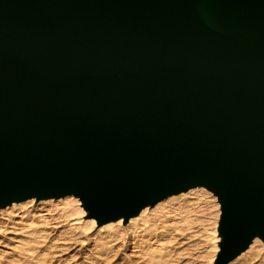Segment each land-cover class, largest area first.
Returning <instances> with one entry per match:
<instances>
[{"label":"water","instance_id":"95a60500","mask_svg":"<svg viewBox=\"0 0 264 264\" xmlns=\"http://www.w3.org/2000/svg\"><path fill=\"white\" fill-rule=\"evenodd\" d=\"M228 1L0 0V211L76 196L105 223L205 187L225 255L264 238V0Z\"/></svg>","mask_w":264,"mask_h":264},{"label":"rangeland","instance_id":"374dc122","mask_svg":"<svg viewBox=\"0 0 264 264\" xmlns=\"http://www.w3.org/2000/svg\"><path fill=\"white\" fill-rule=\"evenodd\" d=\"M153 1L170 12L203 17L231 3L203 0L211 4L202 10ZM91 216L88 202L76 196L13 203L0 211V264H264L260 238L252 242H260L257 261L245 259L252 244L237 256L224 254L223 204L205 187L168 195L121 224L101 226Z\"/></svg>","mask_w":264,"mask_h":264},{"label":"bare ground","instance_id":"6f19581e","mask_svg":"<svg viewBox=\"0 0 264 264\" xmlns=\"http://www.w3.org/2000/svg\"><path fill=\"white\" fill-rule=\"evenodd\" d=\"M130 4H133V5H135V6H138V5H149L153 10H155V11H159V12H164V13H173V14H177V12L176 13H174V12H170V10H165V9H163V8H161L159 5L158 6H153L154 4H155V2L153 1V0H127ZM160 1H162V0H160ZM202 1L203 0H170V4L172 5V7H174V8H179V7H181L180 5H184V6H191V7H193V8H195V9H204V8H206L208 5H210L211 3H209V4H207V3H202ZM213 0H211V2H212ZM159 3H161V2H159ZM162 6V5H161ZM228 9V8H227ZM226 9V10H227ZM194 10V9H193ZM168 11V12H167ZM194 11H196L197 12V10H194ZM199 12V11H198ZM216 11H213L212 10V12H210L209 14L207 13V14H204V17L203 16H200V15H202V14H199V13H196L195 15H188L189 13H187V12H185L186 14H184V15H186V16H189V17H203V18H208L209 16H211V15H214V14H216L215 13ZM181 13V12H180ZM182 14H183V12H182ZM190 14H193V13H190ZM204 188V187H203ZM47 199V198H46ZM49 199H51V198H49ZM21 202H23V201H21ZM150 206V205H149ZM146 207H148V206H144V207H142L138 212H136V213H134V214H131V215H125L124 213H119V214H117V215H115L113 218H111V219H109L108 221H106L105 223H102L101 222V219L98 217V216H94V215H92L91 216V220L94 222L95 220L93 219V218H96L98 221H99V224L101 225V226H103L104 224H107V225H111V224H121V223H123V221H124V219H125V222H128L131 218H133V217H135V216H138L141 212H142V210L143 209H145ZM106 225V226H107ZM225 235V239H227V237H228V232L227 233H225L224 234ZM256 238H260V239H262L263 241H264V239H263V237H261V236H256L255 238H253L252 240H251V242L249 243V245L247 246V248L243 251V252H245L248 248H249V246L252 244V242L256 239ZM260 244V242L257 240V241H255L253 244H252V246L249 248V251L247 252V256H245L246 258V261L248 260V261H257V260H259L260 259V257H261V251L260 250H258V245Z\"/></svg>","mask_w":264,"mask_h":264}]
</instances>
